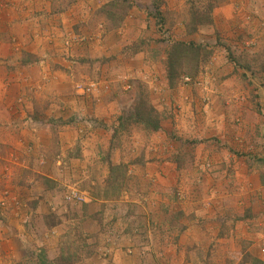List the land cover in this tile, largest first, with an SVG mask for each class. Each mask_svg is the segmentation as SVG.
<instances>
[{
  "label": "crops",
  "instance_id": "obj_1",
  "mask_svg": "<svg viewBox=\"0 0 264 264\" xmlns=\"http://www.w3.org/2000/svg\"><path fill=\"white\" fill-rule=\"evenodd\" d=\"M49 6L48 2L47 14H50ZM169 7L172 9L171 4L167 8L162 5L160 9L164 12ZM138 12L134 11L137 17ZM214 13L217 14L218 11ZM59 14L57 22L54 21L58 27L53 28V32L49 31L51 34H48V27H41V30L47 32H42L44 36L40 40L44 38L50 44L56 39L58 42H54V46L60 45V38L67 39L68 32H71L66 30L70 26V19L63 13ZM218 15L226 26L234 18L230 6L221 8ZM138 21L144 29L149 23V32H154V20L151 17L144 14ZM138 33L148 35V31L142 28ZM258 34L251 35L254 45L252 49L255 48L256 51L261 48V40L264 44V32L261 34L262 38ZM204 38L196 34L193 39L200 43ZM37 50L39 45L30 51ZM40 50L41 57L52 51L45 44ZM61 56L57 54L56 57ZM50 61L34 65L31 78L41 85H37L38 90L42 87L39 96L34 98L37 106L34 107L29 102H25L23 107L17 105V97H21L24 90H20L18 81L14 79L15 74L11 77L15 90L12 93L0 91V101L7 102L11 99V106L3 107L9 116L11 138H7V142L1 141L11 146V199H16L19 205H31L30 208H22V205L18 209L14 207L13 214L18 216L19 221L22 214L24 218L33 215L35 219L42 218L45 221L43 232L34 228L31 235L25 232L23 224L19 225L16 238L2 243L6 245L5 255L9 258L16 257L15 247L19 240L24 241L25 238L31 241L34 239L48 247L56 246L57 242H75L78 240L75 238L76 223L79 219L86 218L87 221L82 222L79 227L81 231L90 230L92 234L87 240L96 248L92 257L93 264H239L241 249L233 246L240 238L236 230L242 227L244 220L248 223L250 219L253 221L257 216H264V183L260 181L258 169L253 163L259 159L264 160L263 116L256 114L249 120L245 114L243 120L247 123L239 122L234 126L225 123L222 129L217 130L218 141H201L207 134H203L200 123L192 118L191 113V121L182 118L193 100L201 101L200 92L198 95L194 94L185 85L184 91L190 90V93L187 92L182 97L183 93L170 89L166 81L157 82L161 83V87L156 83L157 101L153 100L152 103L159 113H164L165 121L161 122L159 131L152 135L151 139L155 144L146 146L144 143L143 146L138 141V152L131 161L126 160L121 150H115L106 159V156L102 157L101 151H108L110 134L102 128L77 124L80 116L85 113L88 115V110L83 107L85 96L72 97L73 102L79 106L65 107L66 98L62 101L65 106L58 103L61 98L57 94L60 86L57 76L61 73ZM236 77L231 74L222 81L235 86V89L228 90L229 93L224 95L229 101V95L243 100L242 93L238 91L242 86L239 83L241 79L240 76L238 80ZM5 78L0 79V88L7 84ZM53 80L54 93L51 90ZM256 94L262 101L261 105H264V90H256ZM159 97L164 105L158 104ZM179 99L182 100L178 105L182 108L180 111L175 108ZM198 104L202 105L201 102ZM239 116L243 118L242 113ZM67 119L74 122H68ZM188 143L194 154L190 159L184 157L181 162L177 154ZM105 145L107 147L103 148ZM216 163L218 167L214 166ZM250 163L254 165L251 166ZM109 164L114 167L122 166L125 174L132 177L134 186L126 189L121 185L113 194L112 187L107 185L109 176L106 168ZM197 166L199 167L196 168ZM205 166L213 167L206 169ZM228 173L241 176L247 185L246 189H229L230 178L226 177ZM186 177L189 179L185 184L191 191H178L176 199H173L170 195L171 184L178 181V185H181ZM192 178H199L201 183L193 186L189 181ZM67 182L78 185L81 193L87 195L83 203L63 202L62 192ZM7 193L4 191L3 195ZM55 214H62V217L53 225L47 220L52 219ZM95 218H101V222L98 224ZM242 235L241 239H246ZM258 237L260 236L250 238L251 247L246 253L260 259L258 246L261 241L260 238L256 240Z\"/></svg>",
  "mask_w": 264,
  "mask_h": 264
},
{
  "label": "rangeland",
  "instance_id": "obj_2",
  "mask_svg": "<svg viewBox=\"0 0 264 264\" xmlns=\"http://www.w3.org/2000/svg\"><path fill=\"white\" fill-rule=\"evenodd\" d=\"M48 2L50 14L46 12ZM168 4L172 5V9L169 7L163 12L160 7L165 5L167 8ZM225 6H230L234 16L228 26L218 15L220 9ZM209 8H211L210 12ZM134 11H139L138 17ZM216 11L217 14L214 13ZM59 12L70 19V26L66 30L72 33L68 32L67 39L60 38L61 44L54 46L53 43L58 42L55 41L56 39L50 44L47 40L45 42L44 38L40 40L44 36L42 32H47L41 30V27H48V34H51L49 31L53 32L55 30L53 28L58 27L54 21L57 22ZM143 13L154 20V32H149V23L144 29L142 23L138 21L143 17ZM208 17L211 18L209 23L206 22ZM64 23L67 24L65 21ZM141 28L148 31V35L138 33ZM192 29H196L195 32L191 33ZM257 32L262 38L264 0H242L239 3L229 0H0V79L6 77L4 80L7 82L0 91L12 93L15 90L11 79L15 74L14 79L18 81L20 90H24L21 97H17V105L23 107L26 105L25 102H29L34 107L37 106L34 98L39 96L42 87L38 90L39 83H35L31 78L34 65L39 66L42 62L51 60L50 63L61 73L57 76L60 81L57 94H60L58 98H61L58 103L64 106L66 104L65 107L79 106L73 102L72 97L85 96L83 107L88 110V115L85 113L80 116L77 124L102 128L110 134L108 151L102 150V157L106 156L108 159L112 152L121 150L126 160L131 161L138 152L136 150L138 141H141L143 146L144 143L146 146L154 143L151 139L153 133L144 131L143 126L134 120L138 101L140 98L146 99L147 104L154 108L160 117L161 128L165 115L159 113L152 102L157 101L156 83L166 81L168 84L165 67L168 48L175 41L196 43L197 41L193 39L196 34L205 37L199 44L208 46L211 55L198 72L186 68L185 73L176 77L173 86L169 87L179 93L182 92V97L186 95L185 93H190V90L184 91L185 85L191 88L194 94L198 95L199 92L201 94L202 105L193 100L190 107L187 106L188 112H185L182 118L191 121L189 114L191 113L192 118L200 123V128L203 127V134H207V137L202 138L201 141L210 142L218 141L217 130L222 129L225 123L234 126L244 122L245 114L248 115L249 120L256 114L264 118V105H261L262 101L256 94V90H264V44L260 39L261 48L256 51L255 48L252 49L254 45L251 39V35ZM44 44L50 46L53 56L50 55L51 53H47L44 57L40 56V49ZM37 45L39 50L30 51ZM57 54L62 56L56 57ZM39 68L43 69V67ZM231 74L236 75L237 80L240 76L239 83L242 86L238 91L242 93L243 100L231 97L232 95H229L230 101L224 98L225 93H229L228 90L235 89L234 85L233 87L229 85L230 83L222 82ZM54 82L53 80L52 93H54ZM158 83L157 85L161 87V83ZM77 84H92L93 88L87 94L80 93L76 90ZM63 98L67 100L65 104L62 103ZM10 100L0 101V264H93L92 257L96 248L87 240L92 234L90 230L81 231L79 227L82 222L87 221L86 218H81L76 223L75 238L77 237L78 240L75 242H57L56 246L48 247L34 239L33 241L27 238L24 241L18 239L19 243L14 250L16 257L6 256V245L2 243L16 238L19 225L23 224L25 232L31 235L34 228L42 233L45 224L42 218L35 219L33 215L24 218L22 214L19 221L18 216L15 217L13 214L14 207L18 209L22 205V208L26 206L30 208L31 205L28 206L27 203L26 206L19 205L16 199L13 197L11 199L13 196L10 190L12 183H9L13 174L10 173L11 146L8 143H1L11 138L9 116L3 110V107L11 106ZM181 101L179 99L175 106L179 111L182 109L178 107ZM159 103L164 105L161 97L158 98ZM172 111L171 109L170 113L173 116ZM251 112L253 113L250 116ZM240 113L243 115L242 119ZM123 121L126 123L122 126L120 124ZM258 136L261 137L260 132ZM186 146L182 150L193 156L194 150L191 144L188 143ZM106 147L105 145L103 148ZM259 160L261 162L257 160L253 163L258 169L260 181L264 183V160ZM254 164L250 163L251 166ZM214 166L218 167L217 163ZM210 167L213 166L204 168ZM106 171L108 180L113 181V194L121 185L126 189L134 186L132 177L125 174L122 166L114 167L109 164ZM226 177L230 178L229 189H246L247 185L244 184L241 176L228 173ZM185 179L181 185H178V181L174 185L171 184L170 195L173 199H176L178 191L181 193L191 191V188L185 184L189 177ZM189 181L193 186L201 183L199 178H192ZM70 185L78 187L73 183H65L62 200L65 204H78L77 201L67 202L63 199ZM4 191L8 193L3 195ZM83 197L85 200L87 195L83 194ZM61 217L62 214H55L47 221L55 225ZM95 220L98 224L101 222V218ZM251 221L250 219L247 223L244 220L241 229L236 230L240 238L233 246L241 249L242 257L239 264H264V216H257L252 224ZM241 234L246 239L242 240ZM256 236H260L256 240L260 238L261 241V245L258 246L260 259L246 253L251 247L250 238ZM6 244L8 245L9 242Z\"/></svg>",
  "mask_w": 264,
  "mask_h": 264
},
{
  "label": "trees",
  "instance_id": "obj_3",
  "mask_svg": "<svg viewBox=\"0 0 264 264\" xmlns=\"http://www.w3.org/2000/svg\"><path fill=\"white\" fill-rule=\"evenodd\" d=\"M208 10L210 12L211 8ZM210 21L211 18L208 17L206 22L209 23ZM195 30L196 29H192L190 32H195ZM210 55L211 51L206 45L195 42H173L168 48L165 63L166 78L169 87L173 86V80L176 77L185 73L186 68H190L191 70L193 69L195 72H198V69L207 63ZM134 120L136 123H140L143 126L144 131L149 134L157 132L160 128L159 115L151 105L147 104V100L143 98H140L137 106L135 107ZM126 121L128 120L126 119ZM124 123L126 122L123 121L120 125L123 126ZM177 157H179L181 162H183L184 157L190 159L192 158V154H188V152L185 153L184 150H181L177 154ZM258 161L261 162V160ZM108 181L107 185L109 184L110 187H112L113 181ZM254 261L256 260L254 259Z\"/></svg>",
  "mask_w": 264,
  "mask_h": 264
},
{
  "label": "built area",
  "instance_id": "obj_4",
  "mask_svg": "<svg viewBox=\"0 0 264 264\" xmlns=\"http://www.w3.org/2000/svg\"><path fill=\"white\" fill-rule=\"evenodd\" d=\"M186 80H188V78H186ZM93 88L92 84H88V85H82V84H77L76 85V90L79 91L80 93H89ZM63 199H65V201L67 202H72V201H77V202H83L84 201V197L83 194L78 191L77 187L74 185H70L67 187V190L63 196Z\"/></svg>",
  "mask_w": 264,
  "mask_h": 264
}]
</instances>
